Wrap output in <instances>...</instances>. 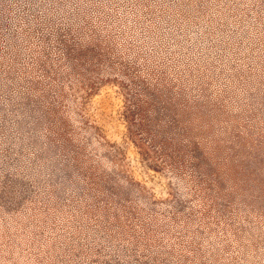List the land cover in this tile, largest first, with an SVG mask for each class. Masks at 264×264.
I'll list each match as a JSON object with an SVG mask.
<instances>
[{
    "label": "rangeland",
    "instance_id": "1",
    "mask_svg": "<svg viewBox=\"0 0 264 264\" xmlns=\"http://www.w3.org/2000/svg\"><path fill=\"white\" fill-rule=\"evenodd\" d=\"M0 264H264V0H0Z\"/></svg>",
    "mask_w": 264,
    "mask_h": 264
}]
</instances>
